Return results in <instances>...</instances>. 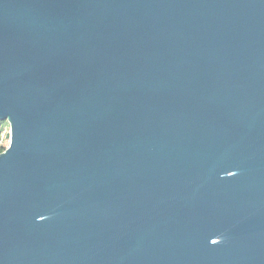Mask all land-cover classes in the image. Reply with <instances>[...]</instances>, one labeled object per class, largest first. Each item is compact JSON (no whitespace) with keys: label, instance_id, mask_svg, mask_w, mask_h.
<instances>
[{"label":"water","instance_id":"water-1","mask_svg":"<svg viewBox=\"0 0 264 264\" xmlns=\"http://www.w3.org/2000/svg\"><path fill=\"white\" fill-rule=\"evenodd\" d=\"M0 264H264V0H0Z\"/></svg>","mask_w":264,"mask_h":264},{"label":"rangeland","instance_id":"rangeland-1","mask_svg":"<svg viewBox=\"0 0 264 264\" xmlns=\"http://www.w3.org/2000/svg\"><path fill=\"white\" fill-rule=\"evenodd\" d=\"M4 122H5L4 123L5 129L2 132L3 134H2L1 142H3V144L6 145V147H7L10 143V139H9V137H7V133L10 130V126H9L8 120H5Z\"/></svg>","mask_w":264,"mask_h":264},{"label":"trees","instance_id":"trees-1","mask_svg":"<svg viewBox=\"0 0 264 264\" xmlns=\"http://www.w3.org/2000/svg\"><path fill=\"white\" fill-rule=\"evenodd\" d=\"M4 123H5L4 121L0 120V153L6 149V145H4L3 142H1L2 134H3L2 132L5 129Z\"/></svg>","mask_w":264,"mask_h":264}]
</instances>
